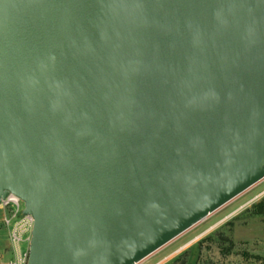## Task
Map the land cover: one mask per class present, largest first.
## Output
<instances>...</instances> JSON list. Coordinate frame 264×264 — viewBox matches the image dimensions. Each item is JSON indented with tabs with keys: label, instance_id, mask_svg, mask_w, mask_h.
I'll use <instances>...</instances> for the list:
<instances>
[{
	"label": "water",
	"instance_id": "obj_1",
	"mask_svg": "<svg viewBox=\"0 0 264 264\" xmlns=\"http://www.w3.org/2000/svg\"><path fill=\"white\" fill-rule=\"evenodd\" d=\"M263 179L264 0H0L26 264H138Z\"/></svg>",
	"mask_w": 264,
	"mask_h": 264
},
{
	"label": "rangeland",
	"instance_id": "obj_2",
	"mask_svg": "<svg viewBox=\"0 0 264 264\" xmlns=\"http://www.w3.org/2000/svg\"><path fill=\"white\" fill-rule=\"evenodd\" d=\"M263 199L264 179L138 264H264V217L253 215ZM11 211L0 206V264H26L30 234L13 243Z\"/></svg>",
	"mask_w": 264,
	"mask_h": 264
},
{
	"label": "built area",
	"instance_id": "obj_3",
	"mask_svg": "<svg viewBox=\"0 0 264 264\" xmlns=\"http://www.w3.org/2000/svg\"><path fill=\"white\" fill-rule=\"evenodd\" d=\"M0 206L9 207L10 209H12L11 219L14 218V221L6 220L5 224L10 228V237L13 243L20 244L23 241L22 235L24 233L28 232L31 235V218L22 216L23 203L14 196H9L1 203Z\"/></svg>",
	"mask_w": 264,
	"mask_h": 264
},
{
	"label": "trees",
	"instance_id": "obj_4",
	"mask_svg": "<svg viewBox=\"0 0 264 264\" xmlns=\"http://www.w3.org/2000/svg\"><path fill=\"white\" fill-rule=\"evenodd\" d=\"M253 215L264 217V199L253 208Z\"/></svg>",
	"mask_w": 264,
	"mask_h": 264
},
{
	"label": "bare ground",
	"instance_id": "obj_5",
	"mask_svg": "<svg viewBox=\"0 0 264 264\" xmlns=\"http://www.w3.org/2000/svg\"><path fill=\"white\" fill-rule=\"evenodd\" d=\"M11 199V198H10Z\"/></svg>",
	"mask_w": 264,
	"mask_h": 264
}]
</instances>
